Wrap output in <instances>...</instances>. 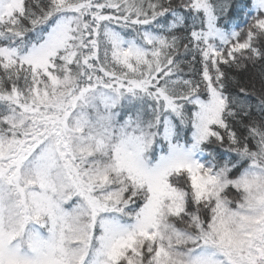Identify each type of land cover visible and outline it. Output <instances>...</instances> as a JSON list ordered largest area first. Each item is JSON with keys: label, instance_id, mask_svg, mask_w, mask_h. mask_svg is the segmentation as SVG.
Here are the masks:
<instances>
[{"label": "snow or ice", "instance_id": "6c2138e0", "mask_svg": "<svg viewBox=\"0 0 264 264\" xmlns=\"http://www.w3.org/2000/svg\"><path fill=\"white\" fill-rule=\"evenodd\" d=\"M0 264H264V0H0Z\"/></svg>", "mask_w": 264, "mask_h": 264}, {"label": "trees", "instance_id": "16d2710c", "mask_svg": "<svg viewBox=\"0 0 264 264\" xmlns=\"http://www.w3.org/2000/svg\"><path fill=\"white\" fill-rule=\"evenodd\" d=\"M240 2H243V0H240ZM236 24H239L241 20H243V16L240 15L239 17H233ZM248 74H245V77H247Z\"/></svg>", "mask_w": 264, "mask_h": 264}]
</instances>
